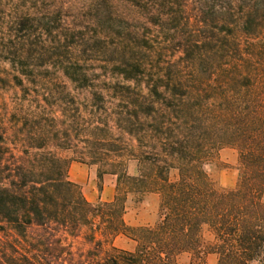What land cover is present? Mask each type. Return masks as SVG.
<instances>
[{
  "label": "trees",
  "instance_id": "1",
  "mask_svg": "<svg viewBox=\"0 0 264 264\" xmlns=\"http://www.w3.org/2000/svg\"><path fill=\"white\" fill-rule=\"evenodd\" d=\"M0 65V264H264V0H0ZM72 162L114 175L113 201ZM144 193L158 220L130 227Z\"/></svg>",
  "mask_w": 264,
  "mask_h": 264
},
{
  "label": "crops",
  "instance_id": "2",
  "mask_svg": "<svg viewBox=\"0 0 264 264\" xmlns=\"http://www.w3.org/2000/svg\"><path fill=\"white\" fill-rule=\"evenodd\" d=\"M133 172V171H132ZM68 180L79 186L83 196L89 203L101 201L112 202L116 195V177L103 175L101 181L97 177V170L79 162H72L67 171ZM134 196H128L126 200V212L124 222L130 227H142L152 225L155 221V207L158 205L159 196L154 193H145L142 200L134 206ZM152 199L154 205L148 206V200Z\"/></svg>",
  "mask_w": 264,
  "mask_h": 264
},
{
  "label": "rangeland",
  "instance_id": "3",
  "mask_svg": "<svg viewBox=\"0 0 264 264\" xmlns=\"http://www.w3.org/2000/svg\"><path fill=\"white\" fill-rule=\"evenodd\" d=\"M7 69V66L0 65V79L1 77H4L6 73L4 70ZM5 73V74H4ZM1 87V84H0ZM3 92L0 90V93ZM45 105V104H43ZM46 111H55L56 108L54 107H45ZM34 111L37 113L40 111V109H34ZM82 147V145H79V149ZM68 157H71L70 153H66ZM237 163H238V153L235 149L233 148H223L222 150L219 151L217 159L214 160L212 163H210L207 167L206 170L208 174L210 175V178L214 182L216 188L220 191H229L235 188L236 182H237V176H238V171H237ZM95 170L98 169L97 165H92ZM135 170V164L130 163L129 164V171L132 172ZM145 194V193H144ZM142 195L143 194H131L130 196H134V206H137V203L142 200ZM148 206L149 205H154V201L152 199H149L148 201ZM159 202L158 200V205L155 207V221L154 223L158 220V208H159ZM153 223V224H154ZM152 224V225H153ZM151 226V225H149ZM202 240H203V245L205 247L209 246L213 241V236L208 232V230L204 229L202 233ZM113 245L122 250L126 251H133L135 248V243L126 238L125 236H119L117 237ZM182 262L187 261L186 257L181 258ZM218 256L215 254H208L205 256V261L206 264H217Z\"/></svg>",
  "mask_w": 264,
  "mask_h": 264
}]
</instances>
